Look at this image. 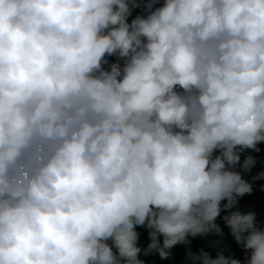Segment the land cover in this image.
Listing matches in <instances>:
<instances>
[{"label": "clouds", "instance_id": "1", "mask_svg": "<svg viewBox=\"0 0 264 264\" xmlns=\"http://www.w3.org/2000/svg\"><path fill=\"white\" fill-rule=\"evenodd\" d=\"M260 143L264 0H0V264H264Z\"/></svg>", "mask_w": 264, "mask_h": 264}, {"label": "trees", "instance_id": "2", "mask_svg": "<svg viewBox=\"0 0 264 264\" xmlns=\"http://www.w3.org/2000/svg\"><path fill=\"white\" fill-rule=\"evenodd\" d=\"M142 3H147L148 0H141ZM163 0H157V6L162 4ZM143 11L142 8L136 9L133 11V17L141 13ZM130 17L129 19H131ZM111 61H114V57L108 58ZM260 149L258 153H252L256 158L258 163L254 168L251 169L250 172L244 174L245 179H251L253 175L264 170V164L260 163L264 161V143H260L257 145ZM251 150H245V153L241 154V162L244 159V156L250 153ZM264 185V180H257L254 182L253 192L251 195H245L238 202L237 207L242 212L249 210L250 208H254L257 215V224L258 226H264V190H261V186ZM232 210H236L235 208ZM228 214L227 212H221L220 217H217V223L221 225V228L224 232V240L219 244H216L215 241L218 239L217 237H209L208 239L201 238H192L189 245L178 244L173 246L171 251V258L169 259H161L158 254H152L148 257H141L146 260V264H193L192 260L186 257V253L190 250L193 254H198L201 249L207 251L213 258L217 254V252H223L225 255H228V249H231V253L234 258L243 260L245 258V251L241 246H238L234 239L231 237L229 230L224 226L221 217L223 215ZM137 231L139 233V240L142 244L146 245L148 243V230L144 227H138ZM162 241V237L159 238Z\"/></svg>", "mask_w": 264, "mask_h": 264}]
</instances>
